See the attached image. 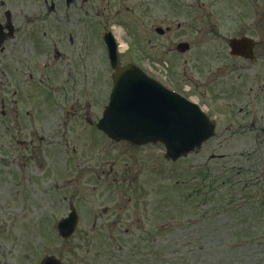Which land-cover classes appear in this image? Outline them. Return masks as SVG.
I'll list each match as a JSON object with an SVG mask.
<instances>
[{"label":"rangeland","instance_id":"1","mask_svg":"<svg viewBox=\"0 0 264 264\" xmlns=\"http://www.w3.org/2000/svg\"><path fill=\"white\" fill-rule=\"evenodd\" d=\"M52 1L56 9L50 12ZM66 1H5L19 31L0 49V89L8 107L7 116L0 117V264H37L48 254L62 264H264V59L244 61L232 56L228 45L231 37L264 33V0H257L259 11L252 10L254 0H148L146 4L72 0L69 5ZM40 23L49 24L45 26L52 32V46L47 47L52 65L30 73L29 59L44 52V42L34 41ZM159 25L171 27L162 36L156 31ZM107 29L119 44L128 43L122 48L123 61H140L155 69L168 61V71L186 78V83L189 78L201 97L206 92L204 76L196 83L192 77L208 73L215 83L212 87L225 92L224 100L202 99L215 106L211 110L215 116L225 112L227 98L238 102L241 94L238 103L242 104L243 94L253 87L256 98L247 100L252 101L250 107H257L261 122L251 126L248 117L239 132H227L228 140L210 139L199 152L178 162L163 157L160 144L136 147L107 140L85 121L80 124L99 135L91 151L84 141L90 134L82 139L84 144L71 140L69 149L66 142H50L47 125L50 118H59V102L66 104L71 97L69 103L81 101L93 72L96 84L91 87L98 96L93 111L101 115L107 100L100 90L111 85L103 40ZM181 40L191 43L185 56L176 50ZM56 49L62 54L55 55ZM79 53L87 54L86 61ZM80 64L89 66L85 84ZM47 76H51L48 82ZM257 76L259 82H253ZM44 84L53 89L48 101L51 117L40 123L47 131L38 124L30 131L24 124L15 125V99L22 110L30 105L24 93L30 87L40 92L47 88ZM76 105L85 113V106ZM44 109L32 110V117L43 115ZM79 110L68 122V132L79 125L75 119L84 114ZM21 116L26 115L21 112ZM17 130H22L21 135ZM28 134L34 136L31 141ZM57 146L69 153H50ZM73 153L79 163L65 158ZM55 158L63 159L59 169L51 168ZM241 166L242 171L232 169ZM239 181L250 186L233 185ZM70 203L80 220L75 233L64 239L57 223L68 214Z\"/></svg>","mask_w":264,"mask_h":264},{"label":"water","instance_id":"2","mask_svg":"<svg viewBox=\"0 0 264 264\" xmlns=\"http://www.w3.org/2000/svg\"><path fill=\"white\" fill-rule=\"evenodd\" d=\"M106 38L115 69V87L100 127L113 137L127 138L138 143L164 139L173 158L199 147L212 134L208 130L213 128V124L208 122V118L184 100L167 105L157 99L161 92L155 84L139 73L134 65L121 66L110 32ZM249 45L247 39L231 42L234 53H245L244 47L248 48ZM130 92L143 96L131 102L125 97ZM187 125H192L191 130H186ZM74 224L61 221V233L68 236L73 231ZM45 264H58V261L52 257Z\"/></svg>","mask_w":264,"mask_h":264},{"label":"flooded vegetation","instance_id":"3","mask_svg":"<svg viewBox=\"0 0 264 264\" xmlns=\"http://www.w3.org/2000/svg\"><path fill=\"white\" fill-rule=\"evenodd\" d=\"M148 3V2H147ZM208 72V71H207ZM159 75H160V77L163 79V80H166L167 82H169V84L172 86V88H174V89H176V90H180V91H182L183 92V90H184V88H183V86L181 85V81L179 80V79H177V77H173L172 75H166L165 73H159ZM194 80V82L196 83V79H193ZM204 80H205V85H206V92L205 93H202V95L204 96V98L205 99H211V98H215V96L217 97V96H219V95H222V99L224 100V91H218V90H214L213 88L211 89V83H212V80H211V78H208V73H206L205 74V76H204ZM253 82H259V80H258V76H257V81H255V80H253ZM253 88V87H252ZM211 89V91H209ZM228 89V88H227ZM226 89V90H227ZM241 90V87L239 86V89H238V92ZM189 92H192L191 90L189 91ZM204 92V91H203ZM186 94H188V93H186ZM190 95V94H189ZM239 95H241V94H239ZM239 95H238V102H239V99H240V97H239ZM202 96V97H203ZM227 101L225 102V103H223V110L225 111H227V112H224L223 114H222V116L220 117V120H222V118H224V117H226L227 118V124L224 126V128H223V137H228L229 138V136H228V134H230V133H228L227 134V132L229 131V132H233L232 134L234 135V131L235 130H237L236 128H235V126L233 127V125H232V122H231V115L232 114H234V112H233V109L232 108H234L235 107V105H236V103L235 102H233V99H230V101L228 100V98L226 99ZM90 103V105H87V107H85V108H82V110H85V113L83 112V111H80L79 109V111H80V113H84V114H79L78 116H77V118L75 119V121H76V123H78V122H81V121H83L84 120V118L86 117L87 118V120H92V121H94L95 120V118L97 117L98 118V116H96L95 114H91L90 112H88V111H86V109L87 108H90L92 105H93V103L94 104H96V103H98L97 102V96L96 95H92V97H91V101L89 102ZM34 106H36L37 107V102H33L32 103ZM80 106H83V105H80ZM37 108H40V107H37ZM215 108V106L213 105V104H209V109H214ZM70 109H71V111H69V113H68V117H70V113H72L73 111H74V107H73V105H71V107H70ZM77 110V111H78ZM17 111V110H16ZM77 111H74L73 112V116L74 115H76V114H78L77 113ZM18 112V111H17ZM86 113H87V116H86ZM247 114H249V111H247L246 112ZM18 114H19V112H18ZM28 114H30V112H28L27 113V115ZM48 118H50V116H48V112H47V110L45 109V117L44 118H42V120H44V119H48ZM92 118H94V119H92ZM74 120V119H73ZM261 122V120H259V118L257 119V120H255V121H253V123H252V125L253 126H256L258 123H260ZM29 123H32V124H34L35 122L34 121H30ZM263 123H261V126H263L262 125ZM47 127L50 129L49 131H50V137L52 138V140H54V141H57V140H59V141H62L63 139H65L66 137H71V136H75L76 134H77V136L78 137H81V136H83V127H77L75 130H73L74 132H68V133H66V131L65 130H60L59 129V125H58V123H56V122H54V121H52V119L50 118V120H49V124L47 125ZM263 128V127H262ZM235 129V130H234ZM239 130L240 129H238L237 131L239 132ZM262 130H264V128L262 129ZM54 132V133H53ZM52 134H54V135H52ZM232 138V137H231Z\"/></svg>","mask_w":264,"mask_h":264},{"label":"bare ground","instance_id":"4","mask_svg":"<svg viewBox=\"0 0 264 264\" xmlns=\"http://www.w3.org/2000/svg\"><path fill=\"white\" fill-rule=\"evenodd\" d=\"M125 46H126V45H125V44H123V46H122V47L124 48Z\"/></svg>","mask_w":264,"mask_h":264}]
</instances>
